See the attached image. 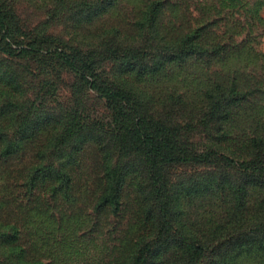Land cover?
Wrapping results in <instances>:
<instances>
[{
    "label": "rangeland",
    "instance_id": "rangeland-1",
    "mask_svg": "<svg viewBox=\"0 0 264 264\" xmlns=\"http://www.w3.org/2000/svg\"><path fill=\"white\" fill-rule=\"evenodd\" d=\"M0 264H264V0H0Z\"/></svg>",
    "mask_w": 264,
    "mask_h": 264
},
{
    "label": "trees",
    "instance_id": "trees-1",
    "mask_svg": "<svg viewBox=\"0 0 264 264\" xmlns=\"http://www.w3.org/2000/svg\"><path fill=\"white\" fill-rule=\"evenodd\" d=\"M103 94L106 97L112 98V102H115V99L118 97V99L123 98V94L121 91L113 90L104 88ZM129 133L133 137L134 141L140 144H143L146 148H148L147 153L150 156L155 155V158H159L161 160H174L173 155H171L166 149L169 148L168 142L166 137L162 136H155L153 133L150 132L149 127H143L140 125V123L137 121L135 123H132ZM163 146V149H162Z\"/></svg>",
    "mask_w": 264,
    "mask_h": 264
}]
</instances>
